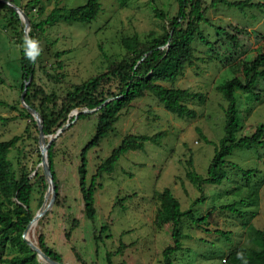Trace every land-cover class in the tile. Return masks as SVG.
I'll return each mask as SVG.
<instances>
[{
	"label": "rangeland",
	"instance_id": "rangeland-1",
	"mask_svg": "<svg viewBox=\"0 0 264 264\" xmlns=\"http://www.w3.org/2000/svg\"><path fill=\"white\" fill-rule=\"evenodd\" d=\"M28 1L14 0L12 3L23 10ZM57 1L43 3L47 12ZM86 1L60 0L58 3L76 7ZM99 1L102 9L94 22H61L44 33L52 45L50 52H45L39 60L44 65L35 66L32 80L46 93L64 96L75 86L97 76L108 67L104 54L116 60L126 55L122 38L133 35L143 41L157 38L168 29V22L178 12L177 0H156L154 5L164 18L156 15L150 0H131L125 6L121 5V0ZM254 1L264 3V0ZM204 2L209 6L211 0ZM31 14L37 22L42 18L38 8H33ZM4 15L0 12V101L5 104L0 105V141L19 136L20 141L9 154L14 169L27 167L31 176L36 172L44 175L40 131L37 134L34 124L13 109V106L25 109L21 103V89L26 80L22 78L19 38L11 27L6 28ZM205 17L207 21L200 24V30L210 42L216 39V26L224 27L232 22L264 32L263 9L243 12L216 4L208 8ZM192 47L194 64L187 66L184 75L174 83L162 85L202 94L203 100L184 101L196 112V117H179L148 93L137 100L133 108L123 111L109 136L88 152L89 183L98 166L125 136L163 133L157 144L148 142L144 151L128 152L121 157L113 173L98 177L94 220H89L84 211L79 167L81 151L95 135L97 118L90 116L72 122L74 118L69 115L65 125L71 124L56 138L54 150V169L62 205H54L47 212L35 234L39 246V236L44 233L47 244L62 256L64 264H109L108 253L113 254V264H163V251L170 244L171 233L158 221V194L166 188L171 189L179 200L182 211L191 209L198 218L207 216V224L203 226L194 224L187 217L182 218L183 248L173 256L174 264H228L224 260L227 253L239 247L257 249L252 227L264 231V149L257 146L237 148L228 158L245 170H257L248 182L234 169L228 170V179L222 184L205 185L201 190L187 178L190 159L196 172L207 176L215 144L225 135L227 101L217 88L233 77L231 67H223L208 58L206 47L199 39L193 41ZM258 51L254 47L248 58L255 57ZM56 52H65L60 59L64 66L63 82L53 78L54 62L58 60L54 57ZM236 98L241 119L238 137L252 135L257 126L264 123V97L254 101L237 91ZM54 134L46 135L45 142L48 143ZM47 187H40L33 193L31 207L35 214L44 202ZM203 197L204 200L196 203ZM235 203L241 216L220 208ZM75 220L76 227L68 239L67 234ZM218 230L227 232V236L219 234ZM73 249L83 262L76 261ZM15 254L8 250L9 256Z\"/></svg>",
	"mask_w": 264,
	"mask_h": 264
},
{
	"label": "trees",
	"instance_id": "trees-1",
	"mask_svg": "<svg viewBox=\"0 0 264 264\" xmlns=\"http://www.w3.org/2000/svg\"><path fill=\"white\" fill-rule=\"evenodd\" d=\"M5 1L14 3V0ZM45 1L49 2L50 0H29L23 6L24 12L30 19L29 35L37 39L42 48V54L35 63L26 60L20 49L22 78L25 80L31 74L34 78L35 66L37 64L43 66L44 64L41 61L39 63V60L45 52H50L52 43L47 41L44 36L47 29L61 22L79 24L94 22L102 9L99 0H87L84 4L76 7L60 5L58 3L60 0H58L56 6L47 12L43 4ZM129 1L131 0H121V5L125 6ZM155 2L156 0H150L156 15L159 18H164V14L155 7ZM177 3V15L168 22V29L161 36L144 41L140 40L138 35L122 38L121 44L126 55L122 59L116 60L104 54L108 63L107 69L81 85L75 86L64 96L46 93L33 80L28 87L25 102L40 113L46 135L54 134L64 126L74 110L99 108L93 114H82L78 118V120L90 116L97 118L95 135L82 149L79 167L80 191L84 201V211L89 220H94L97 215L95 192L98 186V177L103 173H113L121 157L128 152L144 151L146 143L157 144L163 136V133L153 136L128 134L123 138L121 144L113 149L111 155L98 166L96 174L88 183V160L86 158L88 152L99 146L109 136L123 111L133 108L137 100L151 93L171 113L179 117H196V112L185 105L184 101L187 99L203 100L202 94L184 89L167 88L162 85V83H174L184 75L187 66L194 64L195 50L192 43L195 39H199L204 44L210 60L218 62L223 67H231L233 77L225 80L217 88L227 101L225 135L215 144L214 157L208 168L207 176L203 177L198 174L194 169L193 160L190 159L187 178L201 190L205 185L222 184L228 179V170L231 169L240 172L247 182L257 172V170H245L230 162L228 158L237 148L257 146L264 149V123L257 126L252 135L238 137V132L241 130V119L236 98L237 91L248 95L254 101H261L264 97V32L255 31L238 22H232L224 27L216 26V39L214 42H210L201 33L200 24L207 21L205 14L208 8L216 4L234 7L244 12L246 9L264 10V3L254 0L234 2L211 0L209 6L204 0H177ZM33 8H38V14L42 17L38 22L32 18ZM0 12L5 13L6 28H12L19 38L20 45L24 37V25L18 13L1 1ZM44 15L45 18H43ZM254 47H257L259 51L255 57L249 59L247 55ZM64 54L65 52L54 53L55 59L58 60L54 62L56 68L53 78L58 82H63L65 78L62 72L64 66L60 60ZM23 89L24 83L21 90ZM109 99L112 100L106 103ZM0 105L5 104L0 101ZM13 109L18 110L24 118L29 119L34 124L37 134L39 133L33 116L26 109H18L14 106ZM20 139L19 136H15L11 140L0 141V264H41L36 253L23 240L22 235L35 215L31 207L33 193L40 187L45 189L47 184L45 176L39 172L31 176L27 167L19 170L14 169L9 154ZM204 139L209 142L206 136ZM54 150L55 141L48 151V159L56 183L55 206L59 207L62 204L60 203V184L54 169ZM158 199L160 201L158 221L163 227L170 229L171 233L170 244L163 251V264H174L173 256L183 248L182 218L187 217L194 224L203 226L207 224V216L198 218L191 209L182 211L179 200L169 188L160 192ZM202 200L204 197L197 200L196 203ZM220 208L242 215L236 209V203ZM76 223L75 220L67 234L68 239L71 237ZM102 229L105 230L104 227ZM252 230L257 249L239 247L227 253V257L224 259L225 263L242 264L241 260L237 259V254L243 252L248 264H264V231L254 227ZM218 233L227 236V232L222 230H218ZM28 237L31 240L30 235ZM39 246L52 259L64 264L62 256L47 244L44 233L39 236ZM8 250L14 251L16 254L9 256ZM73 251L77 258L76 261L83 262L76 250L73 249ZM112 257V253L107 254L109 264H113Z\"/></svg>",
	"mask_w": 264,
	"mask_h": 264
},
{
	"label": "water",
	"instance_id": "water-1",
	"mask_svg": "<svg viewBox=\"0 0 264 264\" xmlns=\"http://www.w3.org/2000/svg\"><path fill=\"white\" fill-rule=\"evenodd\" d=\"M0 1L6 3L12 9H14V11H16L18 13L19 18L21 19L22 23L24 24L25 36L29 35L30 19L26 15L24 10H22L20 7L13 4L12 2L5 1V0H0ZM32 79H33V77L31 74L28 77V79H26V81L24 83V89H23V93L21 96V103L24 106V108L34 117V120L37 122L39 131H40V145H41L40 149H41V155H42V167H43V172H44V176H45L48 187H47V191H46L44 202H43L42 206L36 212L33 219L29 222L27 228L23 232L22 238L26 242V244L30 247V249L36 253L39 263L44 262L46 264H62V263H59L58 261L52 259L50 256H48L40 248V246H38V244L32 242L29 239L28 235L30 233V229L33 226H36L38 224V222L47 214V212L50 211L55 205L56 198H57L56 183L54 181V176L51 172L50 163H49V159H48V151H49V148L51 147L52 143L56 140L57 137H59L63 133V131L71 124V122H69L65 126L61 127L54 135H51L48 143L45 142L46 134L44 133V130H43L41 115L36 109L30 107L25 102V95L28 91L29 85L32 82ZM111 100L112 99L107 100L106 103H108ZM98 109L99 108H95V109L85 108L83 110L76 109L70 115L74 118V120L72 122L78 120L80 115H82V114H93Z\"/></svg>",
	"mask_w": 264,
	"mask_h": 264
},
{
	"label": "clouds",
	"instance_id": "clouds-1",
	"mask_svg": "<svg viewBox=\"0 0 264 264\" xmlns=\"http://www.w3.org/2000/svg\"><path fill=\"white\" fill-rule=\"evenodd\" d=\"M18 47L22 50L24 58L32 63L36 62L42 52L40 42L30 35L24 36L22 43ZM237 259L241 260L242 264H248L243 252L237 254Z\"/></svg>",
	"mask_w": 264,
	"mask_h": 264
},
{
	"label": "bare ground",
	"instance_id": "bare-ground-1",
	"mask_svg": "<svg viewBox=\"0 0 264 264\" xmlns=\"http://www.w3.org/2000/svg\"><path fill=\"white\" fill-rule=\"evenodd\" d=\"M37 229H38V224H37L36 226H33V227L30 229V233H29L32 242H34V243H36V244H37V241H36V239H35V234H36Z\"/></svg>",
	"mask_w": 264,
	"mask_h": 264
}]
</instances>
